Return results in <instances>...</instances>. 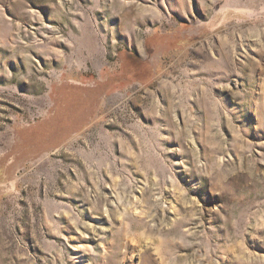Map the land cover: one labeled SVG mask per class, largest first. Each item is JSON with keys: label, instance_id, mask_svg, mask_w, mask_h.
I'll return each mask as SVG.
<instances>
[{"label": "rangeland", "instance_id": "1", "mask_svg": "<svg viewBox=\"0 0 264 264\" xmlns=\"http://www.w3.org/2000/svg\"><path fill=\"white\" fill-rule=\"evenodd\" d=\"M0 264H264V0H0Z\"/></svg>", "mask_w": 264, "mask_h": 264}]
</instances>
